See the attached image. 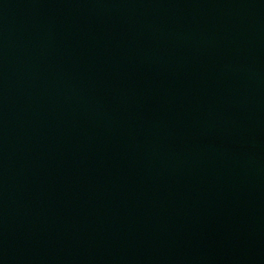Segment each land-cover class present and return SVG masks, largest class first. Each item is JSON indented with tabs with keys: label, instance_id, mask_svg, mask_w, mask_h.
<instances>
[{
	"label": "water",
	"instance_id": "1",
	"mask_svg": "<svg viewBox=\"0 0 264 264\" xmlns=\"http://www.w3.org/2000/svg\"><path fill=\"white\" fill-rule=\"evenodd\" d=\"M0 264H264V0H0Z\"/></svg>",
	"mask_w": 264,
	"mask_h": 264
}]
</instances>
